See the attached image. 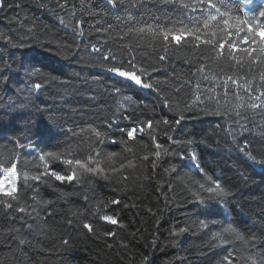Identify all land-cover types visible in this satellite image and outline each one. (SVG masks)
Returning <instances> with one entry per match:
<instances>
[{"label": "snow or ice", "instance_id": "1", "mask_svg": "<svg viewBox=\"0 0 264 264\" xmlns=\"http://www.w3.org/2000/svg\"><path fill=\"white\" fill-rule=\"evenodd\" d=\"M99 2L106 7L83 5L77 8L71 0H37L41 9L56 13L59 23L70 27L77 38L85 35L81 26L85 23L83 17L87 16L96 18L95 24H89L90 28L117 42L116 50L92 43L84 45L82 52L78 44L69 51H58L57 54L64 59L78 55L77 63L83 66L99 68L119 78L121 83L128 82L141 90L160 94L162 103L174 112L175 119L134 120L132 115L125 114L126 105L132 103V97L122 95L121 89L114 87L113 94L122 99L112 115L103 119L99 126L88 124L78 126L75 131L67 129L71 134L70 142L65 143L63 148L45 150L31 141L22 142L19 137L10 141L12 147L0 144V243L8 246L12 252L23 254L24 247H28L37 253L52 254L53 249L44 247L39 239H55L59 244L57 251H70L74 247L72 237L66 229H58L48 218L54 216L53 209L59 201L67 202L69 197L77 193L60 190L56 182L61 185H80L84 189L85 201L89 200L87 193L94 178L123 185L126 189L129 181L140 178L137 173L146 166L150 156L155 158L151 160L152 168L155 169L163 156L173 154L170 151L171 145L191 146L195 143L192 138L174 139L171 134L182 121L200 118L199 115H189L193 110L203 116L225 119V131L236 150L251 164L264 170V0ZM14 7L19 8L20 4L0 0V16ZM153 8L157 11H153ZM78 12L80 18H77ZM8 19L10 24L14 23L24 29L27 35L13 37L10 33L0 32V40L6 50L31 48L32 45L26 40L28 35L36 31V19L27 13L23 16L16 14ZM110 20L115 23H110ZM107 44L108 40H104L103 45ZM40 46L44 47L43 42ZM57 47L62 49L69 46L58 44ZM142 47L159 53L161 67L172 53L190 50L185 52V59L196 64L190 73L195 82L176 73L162 79L153 78L152 74L159 72L160 67L149 68L137 60V50ZM21 55L26 56L27 53L21 51ZM142 55L146 56L147 53ZM21 68L24 69L25 82L13 88L14 95L0 96V105L9 112H22L32 107L34 98L53 82L68 84V81L58 80L55 76H45L35 67L24 68L23 60L18 63L12 56L5 58L4 53H0V85L9 86L13 73L19 72ZM93 80L98 82L99 78L94 77ZM176 81H179L178 85ZM169 83H172L176 93L185 86L191 89L189 97L182 104L175 96L169 98L164 95L161 85ZM60 99L63 100V95ZM37 110H40L38 106ZM121 119L129 121L132 126L119 127ZM161 124L171 126L170 130L166 127L163 133L169 141L168 145L160 143L154 134ZM250 124L253 127H249ZM113 129L120 133L119 137L112 135ZM145 133L155 150L138 158L136 145L148 147L140 139ZM245 133H255L259 137L262 143L256 151L250 140L244 139L242 143L238 140ZM72 138L80 142H71ZM106 143L119 144L121 150L106 151ZM180 156L181 159L185 158L182 152ZM188 159L202 177V180H194L192 183L206 192L208 199L222 200L231 194L219 179H213L205 172L194 152ZM57 163L65 166L66 171L57 170L54 167ZM41 185L58 191L57 198L45 199L41 195ZM190 190L200 203L205 202L198 191ZM119 203L118 199L107 202L97 200L90 204L91 215L88 218H84L83 211L73 210L66 221L57 223L75 226L81 234L86 230L87 235L95 239L101 236L115 237V231H102L103 225L97 221L117 225V215L107 210L111 205ZM208 226L207 222H200L202 229ZM119 227L124 228L125 225L119 223ZM187 230L186 226H174L169 236L178 237ZM209 242L210 246L224 247L226 251L214 264H264V234L246 235L228 222L211 232ZM151 243L155 246L156 239L153 238ZM148 262L149 257L145 256L141 264Z\"/></svg>", "mask_w": 264, "mask_h": 264}, {"label": "trees", "instance_id": "2", "mask_svg": "<svg viewBox=\"0 0 264 264\" xmlns=\"http://www.w3.org/2000/svg\"><path fill=\"white\" fill-rule=\"evenodd\" d=\"M11 2L19 3L20 7L11 8L0 16V32L10 33L13 37L27 35L24 29L14 23L10 24L8 19L16 14L23 16L25 13L36 19V31L28 35L26 40L32 45L31 48L6 50L0 40V53H4L5 58L12 56L18 63L23 60L24 68L35 67L45 76H55L58 80L68 81V84L53 82L41 95L34 98L32 107L22 112H9L0 105V144L12 147L10 141L19 137L22 142L31 141L41 149L63 148L65 143L70 142L71 134L67 129L75 131L78 126L84 127L88 124L99 126L103 119L112 115L122 99L121 96L113 94L114 87H119L122 95L132 97V103L126 105L127 111H121L132 115L134 120L143 118L174 121V112L162 103L160 94L141 90L128 82L121 83L119 78L102 72L99 68L83 66L77 63L78 55L64 59L62 55L57 54L58 51H69L78 44L82 52L84 45L92 43L116 50V41L102 33H96L94 28L89 27L90 23L95 24V17H83L85 23L81 27L85 35L77 38L70 27L59 23L56 13L41 9L37 0ZM71 2L77 8L83 5L106 7L99 0ZM153 11L157 9L153 8ZM77 18H80L79 12ZM109 22L115 23L114 20ZM89 32L92 34L88 35ZM104 40H108L107 45H103ZM41 42L44 47L40 46ZM58 44L69 47L60 49ZM21 51L27 55L22 56ZM187 51L190 50H185ZM185 52L172 53L161 67V62L158 61L159 53L142 47L137 50V60L149 68L160 67L159 72L152 74L153 78L162 79L176 73L193 79L190 73L194 71L196 64L185 59ZM144 53L147 55H142ZM94 77L99 78L98 82H94ZM24 82V69L21 68L19 72L13 73L9 86L0 85V96L14 95L13 88ZM175 83L178 85L179 81ZM161 89L164 95L169 98L175 96L181 104L191 93L188 86L179 93L174 92L172 83L162 84ZM61 95L63 100L60 99ZM37 106L40 110H37ZM189 115H199L200 118L182 121L180 125L175 126L176 131L171 134L174 139L192 138L195 143L191 146L171 145L170 151L173 154L163 156L155 169L151 165V160L155 158L150 156L146 166L140 168L137 173L140 178L129 181L126 189L123 185L94 178L87 193L89 200L85 201L84 189L80 185H61L56 182L60 190L77 193L69 197L67 202L59 201L53 209L54 216L48 218L58 229H66L72 237L71 243L74 247L70 251H57L59 244L55 239H39V243L44 247L53 249L50 255L37 253L28 247H24L23 254L19 251L12 252L8 246L0 243V264H141L145 256L149 257L148 264H214L226 254L224 247H212L209 242L211 232L218 230L221 224L231 222L246 235L264 234V170L251 164L236 150L225 131V119L203 116L196 110ZM131 126L129 121L120 120L119 127ZM166 127L170 130L171 126L161 124L158 132L154 134L160 143L168 145L169 141L163 135ZM249 127L253 125L250 124ZM112 135L119 137L120 133L113 129ZM140 139L148 147L136 145L138 158L155 150L147 133L140 136ZM244 139L252 142L254 151L262 143L255 133H245L244 136L238 137L241 143ZM71 142L79 143L80 140L72 138ZM104 148L106 151L121 150L119 144L106 143ZM181 152L185 157L183 159ZM192 152L198 157V162L205 172L213 179H219L230 191L229 196L222 200H210L206 192L196 188L192 181L202 180V177L193 162L188 159ZM54 167L66 171L65 166L59 163ZM190 189L198 191L205 202L200 203ZM41 195L45 199L55 200L59 193L53 188L41 185ZM112 199H118L120 203L111 205L107 211L116 214L119 223L125 227H119V223H97L103 225L102 231H115V237L101 236L95 239L87 235L86 230L81 234L75 226L57 223L66 221L73 210L83 211L84 218H88L91 215L90 204L97 200L107 202ZM201 221L208 223L207 229L200 227ZM174 226H186L188 230L178 237H170L169 232ZM153 238L157 241L155 246L151 243ZM121 242L127 247L122 246Z\"/></svg>", "mask_w": 264, "mask_h": 264}]
</instances>
